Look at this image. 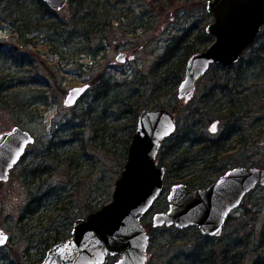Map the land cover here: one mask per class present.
<instances>
[{"label": "rangeland", "instance_id": "374dc122", "mask_svg": "<svg viewBox=\"0 0 264 264\" xmlns=\"http://www.w3.org/2000/svg\"><path fill=\"white\" fill-rule=\"evenodd\" d=\"M94 1L100 5L97 13L92 10L91 17L96 28L100 25L105 31L83 35L80 27L73 28L70 22L75 13L72 0L60 11L43 10L36 0H24L25 11L33 13L32 16L17 14L18 4L12 0H0V88L1 83L12 86V90L21 92V101L37 102L48 97L45 104L28 107L27 114L0 110V134L19 126L33 133L36 141L29 145L27 154L10 172L9 180L0 181V229L9 236L8 243L0 250V264L41 263L55 234L60 232L63 238L70 237L76 219L92 213V207L98 209L111 202L115 182L125 169L127 159H118L103 147L102 143L109 139L105 137L107 134L102 136V128L95 125L102 106L95 102L93 94L102 96L103 81L114 84L111 98L117 90L118 94H128L131 101L138 100L145 108L161 106L171 111L177 106L171 111L177 121L180 116H191L189 103L178 98L181 82L167 95H159L164 90L160 88L164 86L163 71L159 67L158 73L153 75L152 70L179 38H183L176 48L179 58H184V47L193 43L194 36L198 46H202L201 35L214 21L207 11L209 0ZM16 16L20 21L15 20ZM3 49L10 51L9 56ZM12 52L13 59L10 58ZM249 52L250 48L244 52V59H248ZM121 54L126 55L124 62L118 61ZM248 74L250 79L234 91L241 92L233 96L239 101L234 121L240 122L237 134L230 140H222L227 127L218 119L220 116L210 120L198 116L189 122L194 125L197 136H204L216 146L224 144L218 159L202 149L206 145L182 143L177 155L184 163L178 171L182 178L178 180L172 178L176 168L167 166L175 158L167 156L166 160L161 153L158 155V165L167 170L166 189L142 220L151 242L148 264L184 263L186 255L199 249L211 250L206 260L208 264H264L262 186H257L244 198L241 207L234 210L225 223L222 236L214 239L202 236L197 227L154 228L152 220L156 213L168 210L167 196L174 184L202 179L207 184L196 188L201 189L235 167L264 169V68H251ZM84 84L90 85L87 94L67 107L65 101L70 89ZM207 87H211L210 82L197 83L196 93L190 100L194 102L193 108L200 104ZM219 92L213 98L214 104L218 100L217 109L229 101L221 98ZM132 119L119 123L112 122L113 116L108 118L112 133L118 126L115 140L128 134L127 131L134 134L136 128L127 126L132 124ZM214 122H219L217 133L209 131ZM123 123H126V131H123ZM51 141L58 146L57 159L46 156ZM71 157L77 166L73 171L65 160H59ZM40 167H48L42 178L33 179L35 183L30 185L26 183L25 172ZM74 172H79L78 176L74 177ZM31 175L30 178H34ZM105 189L108 192L103 196ZM34 195L42 198V207L36 214L22 218L21 212ZM48 237L51 239L47 243ZM114 263L115 260L110 259L106 264Z\"/></svg>", "mask_w": 264, "mask_h": 264}, {"label": "water", "instance_id": "95a60500", "mask_svg": "<svg viewBox=\"0 0 264 264\" xmlns=\"http://www.w3.org/2000/svg\"><path fill=\"white\" fill-rule=\"evenodd\" d=\"M42 2L60 11L69 0ZM206 5L214 21L205 31L214 41L186 62L177 90L184 103L194 97L199 79L213 66L238 64L264 28V0H209ZM125 58L121 54L118 61ZM89 89L88 84L70 89L65 105H75ZM137 115L125 169L115 182L111 202L76 219L71 236L50 248L39 264H105L108 257L119 256L115 264H147L150 235L142 220L165 190L167 170L157 160L163 142L175 133L178 123L175 114L161 106L144 108ZM218 126L219 122L212 123L209 131L217 133ZM35 143L34 134L19 126L0 134V181L9 180L10 172ZM257 186L264 187V169L246 166L228 170L201 189L179 182L167 196L168 210L153 216V227L182 230L194 226L202 235L220 237L234 210ZM8 241V234L0 229V249Z\"/></svg>", "mask_w": 264, "mask_h": 264}, {"label": "trees", "instance_id": "16d2710c", "mask_svg": "<svg viewBox=\"0 0 264 264\" xmlns=\"http://www.w3.org/2000/svg\"><path fill=\"white\" fill-rule=\"evenodd\" d=\"M74 1V9L73 11H75L72 19H71V24L72 27H80V32L83 35H87L90 32H96V33H101L105 31V29H103L102 27H100V25L96 28V23L93 22V18L91 17L92 14V10L94 11V13H97L98 11V6L100 5L99 2H95L94 0H72ZM13 3H17V14L22 13V14H26L27 16H32L33 13L31 12H26L24 8V0H12ZM36 4L39 5V7H41L43 10L44 9H50L45 2H42V0H36ZM82 12H85L81 15ZM96 17V15H95ZM16 21H20L17 16L15 17ZM111 20V19H110ZM105 24H103V26H105ZM98 29V30H97ZM201 37L203 38L202 40V46H198L197 42H195L196 40V36H194V41L193 43L189 42L184 48H185V53H184V58H179L178 57V51L176 50L177 47H179V45L181 44L180 41L183 38H179L178 40H176L173 44H171L168 47V50L163 54V56L160 58V62L156 65V67L152 70V74L156 75V73H158L157 68H162V74L164 75V86L160 85V88H164V90H162L161 92H159V95H167L172 88H175V86H177L181 80L183 79V75L185 73V65L186 62L188 60V58L195 54V52L197 51H201V47H205V45L209 42H212L213 38L208 36L206 31H204V33H202ZM207 48V47H206ZM3 52H6V56H9V52L7 49H3ZM8 53V54H7ZM14 53L12 52V55L10 56V58L15 57L13 56ZM247 60L244 59L243 57L241 58V60L238 62V64L233 65L232 67H227L224 68L221 65H217V66H213L211 68V70L202 78H200L199 80H205L207 83L210 82V86L211 87H207V93L204 95V97L202 98V100H200V104H197V107L193 108V101L188 102V112L190 115H185V116H180L179 117V121H177L178 123V132H177V137L174 138L176 132L167 138V140H165L163 142V146L159 152V154L161 153V155L165 156L164 159L167 160V156L170 158H175V161L173 163H169L167 166L173 168V170L175 169V173H173L172 178L174 177L175 179H181L182 177L180 176V173H178V171L183 168V163L184 160L180 159V155H177L179 149L182 148L184 142H189L192 144H196L199 146V144H203L206 145V147L204 146L202 149L207 151V154H213L214 155V159H218V157L220 156V150L224 149L223 145H214L215 143H209V140L207 138H205L204 136H197V133H195L194 131V125H192L191 123H189L191 120H193L194 118H198V116L204 118L205 120H210L215 118V116H220L218 117L219 120L223 121L227 127L226 130V134L224 137H222L223 141H228L230 140L234 135L237 134L238 132V123L240 122V120L238 121V123L236 121H234L236 113L237 111V103L239 101H237L236 99L233 98V96L236 94L241 93L240 91L234 92L235 90H237L239 88V86L242 85L243 82L248 81L250 79L248 71L251 68L257 69L258 67L261 66V68H264V28L262 33L260 34V36L258 37V39L252 44V46H250V52L247 56ZM13 59V58H12ZM103 88L101 87L100 90H102V93L100 95H97V93H94L93 95H95V102H98L100 106H102V112L99 115V118L97 119V122L95 123V125H97V127H101L102 129V136L104 134H107L105 137H108V141L103 142V147L105 149H107L110 154L113 153V155H116V158L118 159H127V154H128V150H129V145L133 139V135L131 131H127L128 134H124L122 136H119L117 138V140L114 139V137L116 136V131L118 129V126L115 127V131L112 133V129H110L109 126V122H108V118L113 116V121L122 123L125 119H132V124L127 125L129 128H136V123H137V119H138V112L140 110H144V106L140 104V102H138V100L136 101H131V97L127 94H124V92H122L121 94L117 92L116 90V94L114 93L113 97L111 98V91L112 88L114 86V84H109L106 80L103 81ZM12 86L10 85H3L1 83V88H0V110L2 111H9L12 112L13 114H17V113H22V114H27V108L30 107L31 105L33 106L35 103L36 104H45L46 100L48 97H46L45 100H39L37 102H33V100H20L19 98L21 95L20 91L17 90H12ZM220 91L219 93H222L221 98H226V100L228 99L229 101L226 103V106L220 105L219 109H217L216 104L218 102V100L215 102V104L213 103L214 100L213 98L215 97V93ZM234 93V94H233ZM29 94V93H28ZM87 94V93H86ZM220 98V99H221ZM33 99V98H32ZM241 100L243 98H240ZM177 107V106H176ZM175 108H172V112L176 110ZM104 123V124H103ZM235 123V124H234ZM126 123H123L122 126H124L123 131H126ZM122 129V128H121ZM122 131V130H121ZM131 132V133H130ZM128 136V137H127ZM239 142V140H238ZM109 143V144H108ZM110 143H112V146L110 147ZM57 144L55 142H50V144L47 146V151L49 152V155H46L47 157H51L53 159H57L58 157V153H57ZM74 157L68 158V159H59V160H65L64 162L67 163V165H69V167L72 169L71 171H73V169H76L77 166L74 163L75 161H73ZM48 167H46L47 169ZM45 168L40 167V168H34L33 170H31V172L29 173L28 171H26L25 173V181L26 183H28L29 185L32 184L31 182L35 180H39L42 178V175L44 173V171H46ZM80 172V171H79ZM79 172H74L75 174L73 175L78 176L77 174H79ZM32 173V175H31ZM30 175L33 176L34 178H30ZM173 178V179H174ZM35 179V180H33ZM207 184L204 180H194L190 179L187 182V185L191 188L196 189L198 186L201 187L202 185ZM208 186V185H207ZM94 191V190H93ZM96 191V190H95ZM94 191V192H95ZM107 190L105 189V192L103 194V196H105L107 194ZM53 194V193H52ZM42 198H37L35 195L32 196L31 201L29 203L26 204V207L23 209V211L21 212V217H30L32 216V214H36L39 209L42 207ZM99 209V208H98ZM97 208L92 207L91 211H96ZM153 228L150 227V231H152ZM60 232H58L57 234H55L54 236V241L52 243V245H49V249L55 245V243L60 242V240H64L65 238H67V236L65 238L62 237V235H59ZM202 235V234H201ZM205 236L206 238H211L209 236L206 235H202ZM215 238V237H214ZM212 238V239H214ZM51 238L48 237L46 239V242L48 243V241ZM149 251V250H148ZM211 256V250L208 249H199L196 252H193L191 254L186 255L185 258V262L184 263H177V264H194V263H198V264H208L206 263V260L209 259V257ZM3 259V258H2ZM205 261V262H204ZM208 261V260H207Z\"/></svg>", "mask_w": 264, "mask_h": 264}, {"label": "flooded vegetation", "instance_id": "af4514ba", "mask_svg": "<svg viewBox=\"0 0 264 264\" xmlns=\"http://www.w3.org/2000/svg\"><path fill=\"white\" fill-rule=\"evenodd\" d=\"M110 259H113V260H115V262H116V261L119 259V257H110V258H108L107 262H109ZM107 262H106V263H107Z\"/></svg>", "mask_w": 264, "mask_h": 264}]
</instances>
